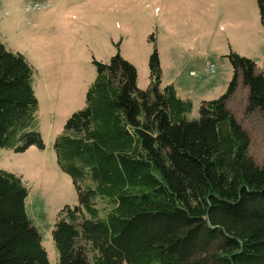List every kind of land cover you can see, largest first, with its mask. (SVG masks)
I'll return each mask as SVG.
<instances>
[{"label":"trees","instance_id":"1","mask_svg":"<svg viewBox=\"0 0 264 264\" xmlns=\"http://www.w3.org/2000/svg\"><path fill=\"white\" fill-rule=\"evenodd\" d=\"M264 34V0H256ZM145 89L117 51L92 59L83 108L52 148L77 202L59 211L54 264H264V162L228 108L238 86L245 112L264 118V67L229 50L217 98L189 99L161 85L154 34ZM33 69L0 42V149L44 148L35 121ZM28 190L0 169V264H51L25 209Z\"/></svg>","mask_w":264,"mask_h":264},{"label":"rangeland","instance_id":"2","mask_svg":"<svg viewBox=\"0 0 264 264\" xmlns=\"http://www.w3.org/2000/svg\"><path fill=\"white\" fill-rule=\"evenodd\" d=\"M37 4L38 7L33 5ZM154 34L161 85L192 102L219 97L231 67L229 50L264 67V34L256 0H0V42L33 69L38 110L35 121L44 144L21 153L0 149V169L21 179L28 190L25 209L55 263L51 230L57 214L75 205L71 177L57 166L52 144L66 119L83 108L95 77L92 59L107 63L117 51L136 71L138 89L148 81ZM246 91L238 86L228 108L247 131L249 155L264 162V118L247 114Z\"/></svg>","mask_w":264,"mask_h":264}]
</instances>
